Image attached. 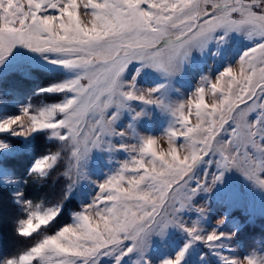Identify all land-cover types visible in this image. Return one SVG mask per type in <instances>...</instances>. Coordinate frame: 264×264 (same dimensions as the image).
<instances>
[{"label":"snow or ice","instance_id":"6c2138e0","mask_svg":"<svg viewBox=\"0 0 264 264\" xmlns=\"http://www.w3.org/2000/svg\"><path fill=\"white\" fill-rule=\"evenodd\" d=\"M6 4V0H3ZM92 10L95 27L81 30L77 27L78 5L81 0H16L15 8L3 14L0 27V62L16 44H25L37 50L59 51L65 43L59 34L64 29L68 37L80 42L90 59L83 61V77L62 85L52 86L49 90L72 87L76 96L63 105H54L38 113L24 109L22 115L0 121V131L18 128L24 135L42 128H52L54 135L73 145L72 154L79 161L87 156L92 147L98 146L100 136L112 131L114 120L106 116V111L113 103L125 106L123 98L136 94L121 91V74L133 60L144 61L152 67L172 72L180 59L186 57L194 47L203 48L212 39L217 29L225 32L232 30L246 31L249 36L261 39L244 51L239 60V67L229 66L206 87H199L197 94L187 101L179 103L174 113L183 118L186 141L199 139L202 143L194 146L188 157H180L176 148L177 135L181 130L170 129L173 147L171 158L164 161L165 173L160 176L154 166L144 176L131 179V187L121 186L124 178L122 170L108 177L100 184L102 199L110 203L103 213V235L94 222L90 208L78 214L74 224L63 227L55 235L46 236L29 251L19 257H9L5 264H35L39 259L43 264H64L63 254L79 251L78 237H88L95 241L92 251L99 253L105 247L131 240L126 248L143 245L149 234L175 222L173 213L184 208L191 200L188 189V174L201 159L202 153H218L216 162L223 170L237 168L246 176L264 185V8L254 6L259 0H82ZM151 5V7H147ZM47 8L58 9L54 14H44ZM23 21V23H21ZM83 31L88 35L84 36ZM68 64L70 61H59ZM83 78L84 82L81 83ZM233 85L234 87H228ZM221 90V99L212 108L215 112H205L206 93ZM155 91L150 89L149 92ZM123 98H117V93ZM136 98L148 102L162 103L154 97L139 95ZM192 106V111L186 109ZM256 119L249 115L257 112ZM58 113L63 114L58 117ZM89 113L98 115L91 126L87 124ZM193 115L200 117V123L188 126ZM231 125V126H230ZM230 126V127H229ZM61 129L66 131L61 132ZM230 129V136L224 138L221 133ZM219 130V131H218ZM157 138L146 137L142 141V152H153L164 160V153L156 149ZM58 154L45 155L33 165L40 173L46 172L57 161ZM138 167H145L140 160ZM223 171L213 177V182L220 180ZM150 178L155 189L152 196L142 187ZM204 181L196 187L199 188ZM207 190V189H206ZM129 196H143L150 210L121 213L123 202ZM57 210L46 212L30 211L21 222L19 232L31 235L43 225L49 223ZM115 226L114 229L112 226ZM195 233V228L187 229ZM223 233L212 232L206 237L199 235L195 239L208 242L218 240ZM175 258H169L162 264H181L185 250ZM98 250V251H97ZM87 255V253H82ZM247 264H258L256 258L245 257ZM232 264H239L233 258Z\"/></svg>","mask_w":264,"mask_h":264},{"label":"rangeland","instance_id":"374dc122","mask_svg":"<svg viewBox=\"0 0 264 264\" xmlns=\"http://www.w3.org/2000/svg\"><path fill=\"white\" fill-rule=\"evenodd\" d=\"M15 6L16 0H6V4L0 0V7H4L5 13ZM254 6L264 8V0H259V3ZM57 11L58 9L47 8L44 14H54ZM2 18L3 14H0V21ZM0 27H3L2 22H0ZM77 27L81 30L95 27L92 10L82 0L78 5ZM59 34L65 40L59 51L50 49L41 51L18 43L0 62V121L22 115L25 108H28L31 113H38L54 105H63L76 96L74 91L76 85L49 90L52 86L66 84L76 80L77 77H83V61L90 59L79 41L70 39L64 29H60ZM82 34L88 35L87 31H83ZM260 39L255 35L249 36L246 31L232 30L226 33L222 28L217 29L206 46L194 47L186 57L178 61L176 69L172 72L154 68L144 61H131L121 74V91H132L136 95L123 98L119 96V92L117 93V98H123L125 106L120 107L113 103L106 111V116L114 120L113 130L100 136L99 145L92 147L87 156L79 161L78 166L72 154V143L54 135L57 130L52 128L36 129L27 135L16 127L0 131V158L30 151L35 135L46 134L48 140L67 152L64 157L65 168L61 173L67 181L66 194L69 198H76L81 206V210L71 212L70 222L64 224L57 232L67 225L76 223L78 214L91 206L90 211L93 213L94 222L98 224L99 231L103 235V215L97 216L96 213L98 210L103 213L107 207L111 206L101 197L114 190H105L102 193L100 184L108 177L120 172L125 162L129 164V167L123 168L124 178L120 182L123 187H131L129 183L131 179L144 176L154 166L159 175L164 176L165 173L162 171L166 167L164 161L171 158L173 147L170 129L181 130L177 135L178 142L175 146L180 157H188L190 153L185 150V147L199 146L202 142L199 139L185 140L183 135L185 123L181 116L174 113L175 107L183 101L192 99L199 87L209 85L225 68L229 66L238 68L244 51L254 47ZM64 60L71 63H59ZM35 68L57 74L53 77V81L47 80L50 83L45 85L41 83L38 87L39 83L34 82L31 88L36 87V90L33 94L43 96L32 101L31 95L23 96L11 86L17 76L33 80L32 71ZM83 82L82 78L81 83ZM228 87L234 86L229 85ZM150 89H155V91L149 92ZM220 91L211 89L207 91L205 112H215L212 106L219 103L221 96L218 93ZM139 95L158 98L162 103H150L147 99L136 98ZM212 97L216 99L213 100ZM44 98V101H40ZM186 109L192 111V106L186 105ZM57 115L59 117L63 114L58 113ZM257 115L258 111L253 112L249 115V119L254 120ZM98 118L97 114L89 113L87 124L91 126ZM200 122V117L193 115L188 126ZM60 131L63 132L66 129ZM221 135L227 138L230 136V129H224ZM146 137L157 138L156 149L164 153L163 161L153 152L141 151L142 141ZM11 139L20 140L21 143L16 144ZM56 150L58 149L31 159L27 175L32 176V182L45 184L47 181L45 178L63 158L61 153L55 152ZM52 154H58V158L51 168L44 173L34 169L33 165L37 159ZM141 159L145 165L143 168L137 166ZM219 159L218 153H202L201 159L188 174L187 186L190 193L192 189H196L194 194H191L190 202L173 213L175 222L163 228L158 226L149 234L143 245L133 246V250L127 252V246L133 243L128 240L112 247L106 246L96 254L92 251L96 242L81 236L77 238L79 251L65 253L61 257L64 264H162L166 259L175 258L177 253L185 249L186 245L181 264H232L233 258L241 261L253 254L264 264V250L257 249L246 253L236 241L235 233L241 224L238 217L231 215L236 209H241L249 214L252 220L264 217V185L246 176L237 168L233 167L228 170L219 168L216 163ZM221 171H223L222 178L213 182V177ZM0 181L11 186L15 201L24 212V218L20 220L19 227L33 210L41 212L49 209L57 210L56 216L49 223L59 215L61 206L31 203L23 191L25 180L20 179L12 169L0 165ZM201 181L204 183L197 188L196 186ZM207 185L211 187L208 188ZM142 187L149 190V196L155 192V189L151 187L150 178H146ZM141 209L150 210L145 203V198L129 196L123 202L120 212L136 213ZM112 227L114 229L115 226ZM188 228H195V233H190ZM214 231L224 235L213 242H208L206 239H195L196 235L206 237ZM82 253H87V255H82ZM35 264H43V262L38 259Z\"/></svg>","mask_w":264,"mask_h":264},{"label":"trees","instance_id":"16d2710c","mask_svg":"<svg viewBox=\"0 0 264 264\" xmlns=\"http://www.w3.org/2000/svg\"><path fill=\"white\" fill-rule=\"evenodd\" d=\"M33 80L29 78L22 79L17 76L11 88L17 89L21 95H31L32 101L37 100L41 94L35 95L36 90L34 82H38V87L43 83H50L56 72L41 70L35 68L32 71ZM42 80H46L43 81ZM49 80V81H47ZM46 97V96H45ZM44 99H40V101ZM12 142L20 144V140L11 139ZM59 145H54L51 140L47 139V135L38 133L33 138L30 151L21 152L0 158V165L12 169L15 174L24 179L26 184L23 187L25 197L31 203H44L47 206H61L59 215L48 225L42 226L38 231L31 235H22L19 232V222L24 218V212L21 206L15 201L10 185L0 181V264H5L9 257H19L23 253L29 251L36 243L41 241L45 236L57 232L64 224L70 222L71 212L81 210L79 201L76 198H69L66 194L67 181L62 175L65 168L64 157L66 150H61ZM61 153L63 156L60 164L56 166L50 174L45 178V184L40 185L38 182H32V176L27 175L28 166L31 159L45 152ZM40 182V181H39ZM232 217H238L240 227L235 233V239L240 244L244 252L248 253L253 250H264V217H258L254 220L249 218V214L244 213L241 209L232 212Z\"/></svg>","mask_w":264,"mask_h":264},{"label":"clouds","instance_id":"9594fccd","mask_svg":"<svg viewBox=\"0 0 264 264\" xmlns=\"http://www.w3.org/2000/svg\"><path fill=\"white\" fill-rule=\"evenodd\" d=\"M212 99L215 100L216 97H212ZM182 147H185V146H182ZM185 150H186V151H189V153L191 154V152H192V150H193V146H192V145H188V146L185 147ZM207 187L210 188L211 185H207ZM251 256L257 259L258 264H262V262L256 257L255 254H253V255H251ZM239 264H247V262L243 259V260L239 261Z\"/></svg>","mask_w":264,"mask_h":264}]
</instances>
